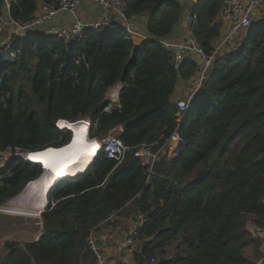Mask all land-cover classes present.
I'll use <instances>...</instances> for the list:
<instances>
[{
    "label": "trees",
    "instance_id": "16d2710c",
    "mask_svg": "<svg viewBox=\"0 0 264 264\" xmlns=\"http://www.w3.org/2000/svg\"><path fill=\"white\" fill-rule=\"evenodd\" d=\"M59 1L0 0V16L9 3L10 16L25 22L41 2ZM127 2L128 18L148 17L149 37L140 43L122 27L86 30L70 43L39 29L13 37L15 61L0 58L1 150L65 147L73 133L57 122L78 117L91 119V139L118 131L130 147L118 165L97 149L81 173L50 188L38 239L6 241L0 264H94L87 249L91 229L130 203L147 218L135 253L140 264L152 255H159L157 264H258L245 250L253 246L261 254V238L249 225L264 229V18L214 62L178 123L172 97L198 63L191 57L176 69L162 42L184 17V6L180 0ZM222 6L223 0H197L188 12L194 41L207 55L221 32ZM120 82L119 101L106 111L107 93ZM178 125L177 153L162 155L149 174L135 155L138 146H161ZM41 173L40 162L9 160L0 168V204Z\"/></svg>",
    "mask_w": 264,
    "mask_h": 264
},
{
    "label": "built area",
    "instance_id": "2783aa9c",
    "mask_svg": "<svg viewBox=\"0 0 264 264\" xmlns=\"http://www.w3.org/2000/svg\"><path fill=\"white\" fill-rule=\"evenodd\" d=\"M5 1L8 2L9 0ZM83 1L84 0H60L58 3L52 4L41 2L34 16L25 22H18L10 16V5L9 3H7V21L3 24L4 18L0 19V34L2 33L3 27L6 23L12 24L14 26V30L13 33H11L7 37V43H0V58L15 61L17 54L11 46V40L13 39V37L16 36L19 38H24L32 31H36L39 29L41 30L44 24L48 23L52 18H54L61 12L70 13L73 17V22L69 25L55 27L53 30H50L48 34L55 37L57 40H64L66 43H70L71 41L79 38L86 30H93L98 34H103L110 28L114 27L125 28L131 38L140 37L144 41L149 37L148 35H144L142 33L131 30V18H128L127 16V0H89L95 4L102 6L106 10L115 12L116 15H118L122 19V22H124V24L122 22L116 23L109 18H96L89 20L82 19L78 15V10ZM258 9H260L264 14V0H249L248 3H244L240 0H223L221 15L227 21L226 32L222 34L220 41L216 46H214V50L209 55H207L205 51L194 41L191 29L190 33L187 36V41L185 42H182L180 44H173L168 41L162 42L164 48L169 51L171 55V61L176 69H180L181 66L186 62V60L191 58V52L196 54V61L201 59L203 63L198 75V83L194 87L191 94L188 97L181 98L176 102V117L178 123H181L185 119L189 111L193 95L200 91L201 86L214 62L220 56L226 53L232 43H235L239 34L246 31L252 25V16ZM122 85L123 84L120 82L118 86L116 85V87H113L112 89L110 88L112 90V93H110L111 96L108 98L110 103L108 106H106V111H110L111 108L118 103L119 89L122 87ZM82 119L88 120V129H90L91 119L88 117ZM61 121L65 122L67 120L62 119L57 122L58 126L64 127L65 125H63ZM179 127L180 126L178 125L177 128L172 132L170 137L166 139L161 146L158 144V141L154 143L145 142L138 146L135 155L142 160L149 174H152L154 172V165L159 160L162 150H164V152L167 149L171 150L170 153H172L173 156L177 153V148L182 142L179 134ZM99 140L101 143V149L105 150L109 158L115 159L117 165L124 161L126 153L130 147L127 146L123 142V140L119 138V136L108 135ZM27 152L28 151L18 153L15 152L16 155H14L12 154L14 152H11L8 149H0V168L4 167L6 164V160H11L12 157L20 156L24 157V159H27ZM5 205L6 204H0V212H2V208ZM146 221V216L139 212L137 214V218L133 227L129 230L125 237L127 251L134 252L136 250V242L138 241L139 234ZM96 230V228H92L87 237V249L91 252L94 258V264H108L105 250L98 239ZM157 262V257L152 255L149 259L145 260L143 264H157Z\"/></svg>",
    "mask_w": 264,
    "mask_h": 264
},
{
    "label": "crops",
    "instance_id": "0c3cea01",
    "mask_svg": "<svg viewBox=\"0 0 264 264\" xmlns=\"http://www.w3.org/2000/svg\"><path fill=\"white\" fill-rule=\"evenodd\" d=\"M180 1L184 6L185 15L182 18V20L176 25L172 35L165 40L173 44H180L182 42H185V38H187L188 34L190 33L189 28H190L191 17H190V13L188 12H190L193 4L197 0H180ZM240 1L244 3L249 2V0H240ZM6 15H8V12L5 6L1 11V16H0V19L4 18L3 24L7 21ZM78 15L84 20L96 19V18H109L116 23L122 22V19L118 15H116L115 12L106 10L102 6L95 4L89 0H84L81 3L78 10ZM263 18H264V14L261 12V10L260 9L256 10L252 16V25L261 21ZM130 21H131L130 27L132 31L142 33L144 35H148L147 15L133 16ZM218 21L221 24V28H220L221 32L219 37H217L214 40V46L218 44V42L222 37V34L226 32V28H227V21L224 17H222L221 14L218 18ZM72 22H73V17L70 13L61 12L58 15H56L54 18H52L48 23L44 24L41 30L42 32L48 34V32L50 30H53L55 27L69 25ZM122 23L124 24V22ZM13 30H14V26L12 24L6 23L5 26L3 27L2 33L0 34V43H5V42L7 43L6 39L11 33H13ZM244 33L245 31L239 34L235 43H232L226 52L235 50L237 46L240 45ZM133 39L136 43H140L143 41L140 37H135ZM190 56L193 59L197 60L196 58L197 56L193 52L190 53ZM196 73L197 71L195 72V74ZM195 74L189 79H180L178 81L176 90L172 97V100L175 103L179 99L186 98L191 94L194 87L198 83V82L193 83V77L195 76ZM118 84L116 85L118 86ZM116 85H114L113 87H116ZM133 204L134 203H130L125 208L124 213L113 214V216L109 219L108 222H104L96 230L98 239L105 250L108 264H140L139 260H137V258L135 257L136 256L135 253L137 252L136 254H138L139 252H141V244L143 243V240H138L136 242L137 246L134 252L127 251V245L125 242L126 234L133 227L137 218V214L139 213L136 209H134ZM249 229L255 235L261 238V245L259 247L261 254L260 255L255 254V248L252 246L251 249L252 256L258 261V264H264V229L257 228L252 224L249 225ZM41 232L42 231L38 233V235L35 237L34 240H36L39 237Z\"/></svg>",
    "mask_w": 264,
    "mask_h": 264
},
{
    "label": "bare ground",
    "instance_id": "6f19581e",
    "mask_svg": "<svg viewBox=\"0 0 264 264\" xmlns=\"http://www.w3.org/2000/svg\"><path fill=\"white\" fill-rule=\"evenodd\" d=\"M81 118L83 117L62 123L71 128L74 133L73 140L70 141L71 143L69 142L70 144H66L67 146L50 147L26 154L30 160L39 161L40 164H43L45 171L39 178L28 184L19 196L6 203L2 208L3 212L41 218V212L47 203V197L45 199V196H47L50 188L59 180L76 174L87 166L94 152L101 149V143L98 138L89 141L87 132L84 131L86 126L88 131V120ZM96 155L94 154V156Z\"/></svg>",
    "mask_w": 264,
    "mask_h": 264
},
{
    "label": "rangeland",
    "instance_id": "374dc122",
    "mask_svg": "<svg viewBox=\"0 0 264 264\" xmlns=\"http://www.w3.org/2000/svg\"><path fill=\"white\" fill-rule=\"evenodd\" d=\"M124 34L129 36L127 32H124ZM49 36L51 38H53L51 35H49ZM112 88H113V86L111 87V89ZM111 89L109 90V92L107 94L108 98L111 96L110 95V93H112ZM83 118H85V117H83ZM85 131H86V129H85ZM109 135L110 136L111 135L118 136V131L112 132V134H109ZM103 137L98 136L97 138L101 139ZM87 138L90 141V139L93 138V137L89 133V136ZM8 150L13 152L11 149H8ZM170 151L171 150H169V149H167L165 152H164V150H162L161 151V156L162 155H168V156L172 157L173 154L170 153ZM18 152H26V151H18ZM18 152H16V153H18ZM12 154L16 155L15 153H12ZM22 158H24V157H22ZM8 161L9 160H6V163ZM68 179H71V178H68ZM32 181H30L28 184H30ZM28 184L26 185V187L28 186ZM42 228H43L42 220L39 217L38 218H34V217H29V216H20V215H16V214H10V213H6V212H3V211L0 212V255H3L6 252V249H5V242L6 241H8V240L17 241L20 244H24V243L30 242V241L35 239V237L38 235V233L40 231H42ZM138 240H142L141 237H140V239L138 238ZM251 249H252V246L247 247V249L245 250V253H246L245 255L247 257H252L253 258ZM167 252H168V254H167L168 257L173 255L174 252H175L174 251V245L170 246L168 248ZM153 256H155V255H153ZM155 257H157V259L159 261V259H160L159 255H157Z\"/></svg>",
    "mask_w": 264,
    "mask_h": 264
},
{
    "label": "water",
    "instance_id": "95a60500",
    "mask_svg": "<svg viewBox=\"0 0 264 264\" xmlns=\"http://www.w3.org/2000/svg\"><path fill=\"white\" fill-rule=\"evenodd\" d=\"M185 41H187V38H185ZM197 63H198V68H197V73H196L195 76L193 77V83H194V82H198V75H199V72H200V69H201V65L203 64L201 59H200ZM66 122H71V121H66ZM64 127H65V128H68V129L71 130V131H73V130H72L71 128H69L67 125H65ZM72 140H73V137H72ZM27 153L29 154V153H32V152H29V151H28ZM41 165H42V173H41V175H42V174L44 173V171H45V166H44L43 164H41ZM41 175H40V176H41ZM40 176H39V177H40ZM39 177H38V178H39ZM36 179H37V178H36ZM36 179H35V180H36ZM24 189H25V188H24ZM24 189H23V190H24ZM23 190H22V191H23ZM45 199H46V196H45ZM44 210H45V209H43V211H44ZM43 211H42V212H43ZM42 212H41V214H42ZM41 220H42V216H41Z\"/></svg>",
    "mask_w": 264,
    "mask_h": 264
},
{
    "label": "clouds",
    "instance_id": "9594fccd",
    "mask_svg": "<svg viewBox=\"0 0 264 264\" xmlns=\"http://www.w3.org/2000/svg\"><path fill=\"white\" fill-rule=\"evenodd\" d=\"M88 130H90V129H88ZM73 132V131H72Z\"/></svg>",
    "mask_w": 264,
    "mask_h": 264
}]
</instances>
